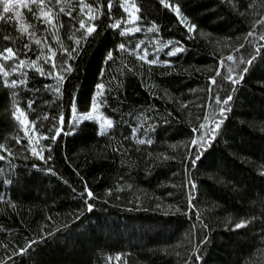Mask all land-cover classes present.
Segmentation results:
<instances>
[{
    "label": "trees",
    "instance_id": "trees-1",
    "mask_svg": "<svg viewBox=\"0 0 264 264\" xmlns=\"http://www.w3.org/2000/svg\"><path fill=\"white\" fill-rule=\"evenodd\" d=\"M134 2L0 7V264H264V0Z\"/></svg>",
    "mask_w": 264,
    "mask_h": 264
},
{
    "label": "rangeland",
    "instance_id": "rangeland-1",
    "mask_svg": "<svg viewBox=\"0 0 264 264\" xmlns=\"http://www.w3.org/2000/svg\"><path fill=\"white\" fill-rule=\"evenodd\" d=\"M32 1L36 2L38 0H0V7L3 8L4 11H14L15 13H17L20 12L22 8L27 7V2L31 3ZM23 2H25V5H21ZM121 5L126 14V19L123 21V28L128 31H137V6L135 5L134 0H121ZM113 25L116 27V22L113 23ZM15 117L21 123V125L25 129L26 134L31 139V142L34 146L33 149L36 150L37 136L35 132H33L32 129L28 126V121L25 114L21 110L17 109L15 112ZM83 119L95 121L102 130L109 125V121L99 112L95 104H92L91 108L84 114H77L75 112L73 113L74 122L78 123ZM58 132H60V130H58ZM126 232L131 233L130 228H128Z\"/></svg>",
    "mask_w": 264,
    "mask_h": 264
}]
</instances>
